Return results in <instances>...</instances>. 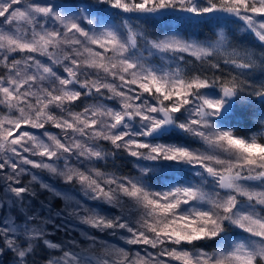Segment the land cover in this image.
I'll return each instance as SVG.
<instances>
[{"label": "snow or ice", "instance_id": "6c2138e0", "mask_svg": "<svg viewBox=\"0 0 264 264\" xmlns=\"http://www.w3.org/2000/svg\"><path fill=\"white\" fill-rule=\"evenodd\" d=\"M0 264H264V0H0Z\"/></svg>", "mask_w": 264, "mask_h": 264}]
</instances>
